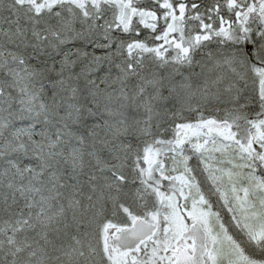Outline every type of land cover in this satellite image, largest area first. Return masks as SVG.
I'll list each match as a JSON object with an SVG mask.
<instances>
[{
    "label": "snow or ice",
    "instance_id": "1",
    "mask_svg": "<svg viewBox=\"0 0 264 264\" xmlns=\"http://www.w3.org/2000/svg\"><path fill=\"white\" fill-rule=\"evenodd\" d=\"M0 264H264V0H0Z\"/></svg>",
    "mask_w": 264,
    "mask_h": 264
},
{
    "label": "rangeland",
    "instance_id": "2",
    "mask_svg": "<svg viewBox=\"0 0 264 264\" xmlns=\"http://www.w3.org/2000/svg\"><path fill=\"white\" fill-rule=\"evenodd\" d=\"M190 164H191L193 167H195V166L197 165V161H196V159L193 158V159L190 161ZM214 202H215V200H214Z\"/></svg>",
    "mask_w": 264,
    "mask_h": 264
}]
</instances>
